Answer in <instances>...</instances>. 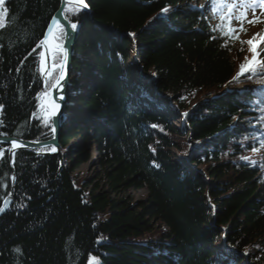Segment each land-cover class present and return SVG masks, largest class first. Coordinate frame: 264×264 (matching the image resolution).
I'll use <instances>...</instances> for the list:
<instances>
[{
	"label": "trees",
	"instance_id": "16d2710c",
	"mask_svg": "<svg viewBox=\"0 0 264 264\" xmlns=\"http://www.w3.org/2000/svg\"><path fill=\"white\" fill-rule=\"evenodd\" d=\"M59 2L0 4V135H53L39 55ZM86 3L67 14L79 36L60 152L0 157V264H264V65L233 79L247 39L221 35L213 0Z\"/></svg>",
	"mask_w": 264,
	"mask_h": 264
},
{
	"label": "snow or ice",
	"instance_id": "6c2138e0",
	"mask_svg": "<svg viewBox=\"0 0 264 264\" xmlns=\"http://www.w3.org/2000/svg\"><path fill=\"white\" fill-rule=\"evenodd\" d=\"M5 0H0V4H4ZM62 3H64V8L61 11V15L64 17L66 21H68L67 24L61 23L59 19H57L56 16L51 17V21L48 24V28L43 36V38L40 40V44L44 45V50L41 51V62H40V71L41 73L51 77L53 72L59 71V75L55 77V79L51 83V89L55 90L56 95L50 96L48 92L44 93V104H43V120L44 123L47 125L49 120L52 117H56L58 115V112L61 108L60 103H58V100H63V89L65 87V74H64V67L65 63L64 60H61L60 63H56L55 59L56 56L64 57L66 60L67 57V48H66V42L69 37L73 35L75 31L78 30L79 22L73 21L69 19L68 13H71L73 15L78 14L80 11L88 7V4L86 3V0H62ZM238 5L233 3H227V0H213V11L214 12H221L220 19L221 21L227 20V24H218L216 25V29L221 30V35L227 38L231 39H239L238 35H234L237 32V29L232 27V19H233V13L234 9ZM240 7H243L245 9L244 12L240 13V16L236 17V19L241 21V26L239 31H246V29L243 28V22L246 19L247 16V8L251 7L253 10V19L247 20V23L249 24H256L260 22V17L256 16V8L259 7L260 12L264 14V0H240ZM223 8L228 9V13L225 16L222 12ZM0 12V27H3V20L5 18V13ZM169 9L166 7L161 10V14L168 12ZM215 30V29H214ZM133 35V34H129ZM63 37L65 43H60V38ZM259 37V39H257ZM215 39V37H213ZM241 43H247L249 48L248 51L251 53V57H245V63H241L239 66V71L237 73V76L233 79H237L240 76H243L245 73L250 74H256L257 67L259 65H264V59H262V53H264V33H254L252 38L247 41H241ZM222 47H227V41H225V44L222 45ZM242 50V49H241ZM35 51V50H34ZM52 53L53 55V63L51 65V71L48 70V64H47V57L48 55ZM47 83V82H46ZM261 85H264V80L259 81ZM39 96V94H38ZM264 103V101H262ZM3 106L0 105V108ZM35 116V113L33 114ZM185 116L187 113L184 114ZM51 123L55 125L56 121L52 120ZM155 127V126H154ZM51 131L53 133L56 132V127H52ZM55 137H53L54 139ZM37 143H40L37 141ZM261 144L264 145V139L261 140ZM21 143L18 142L16 139H12L10 141V148H0V157H3L6 151H10L13 156L15 155V150L19 147H21ZM45 150H50L52 152L57 151V148L55 145H53L50 149L46 148H40L38 149V152H43ZM253 152L258 151L257 148L252 149ZM244 160H248V157H242ZM254 164L255 161H252ZM0 211H3L2 208H0ZM100 242L99 240L97 241ZM19 251V249H17ZM88 264H99L98 259L93 257L91 253H89L88 257Z\"/></svg>",
	"mask_w": 264,
	"mask_h": 264
},
{
	"label": "water",
	"instance_id": "95a60500",
	"mask_svg": "<svg viewBox=\"0 0 264 264\" xmlns=\"http://www.w3.org/2000/svg\"><path fill=\"white\" fill-rule=\"evenodd\" d=\"M64 6H65L64 3H62V0H60L59 5H58L57 9L54 11V13L52 14V16H56L57 19H59L61 21V23L67 24L68 21H66L64 19V17L61 15V11L63 10ZM84 10L88 11V7L85 8ZM51 17H50V19L47 23V26L44 30L43 36H44V34L48 28L49 22L51 21ZM43 36H42V38H43ZM78 36H79V31L77 30L73 33V35L71 37L68 38V40L66 42V48H67L66 60L64 59V57L59 56L58 61H56V63H60L61 60H64V63H65L64 74H65V81H66L65 87L63 89L64 99L62 101L58 100V103H60L61 108L58 112V115L56 117L51 118V121L52 120L56 121L55 125H53V124L51 125V128L56 127V132L55 133L52 132L53 133L52 137L45 139V140L25 139V138H22L19 136H14V135H0V144H7L10 148V141L12 139H16L18 142L21 143L22 146L17 148L15 150V152L18 149L44 148V147L53 146V145L56 146L57 151L52 152V151L48 150V151H46V153L57 154L60 152L59 139H60V135L62 132V122H63V119L65 117V111H66V107H67V105H66V103H67L66 102L67 88H68L69 77H70V72H71V68H72V61H73V57H74V53H75L76 41L78 39ZM60 43L61 44L65 43L63 37L60 38ZM44 47H45L44 45L40 44V53H41V51L44 50ZM53 55H55V54L50 53L47 57V64H48V70L49 71H51V65L53 63ZM40 62H41V56L39 55V68H40ZM40 73H41V71H40ZM58 75H59V71H56V76H58ZM55 77H54V79H55ZM48 78H49V76L41 73V86H40V88L42 90V93H41L40 106L42 107V110H43V104H44V93L48 92L50 96L56 95L55 90L51 89V84H50L49 88L47 90H45V86H46V82H47ZM183 115H184V113H183ZM53 137H55V138L53 139ZM37 141H39L40 143H37ZM7 156H8V159L10 161L13 159V154L10 151H7ZM14 178H15L14 175H12V177H11L12 184H14ZM11 202H12V197H10V196H6L3 199L2 204L0 206V208H2L3 211H0V215L3 214L8 209Z\"/></svg>",
	"mask_w": 264,
	"mask_h": 264
},
{
	"label": "rangeland",
	"instance_id": "374dc122",
	"mask_svg": "<svg viewBox=\"0 0 264 264\" xmlns=\"http://www.w3.org/2000/svg\"><path fill=\"white\" fill-rule=\"evenodd\" d=\"M228 1L230 3L235 2L238 5L234 9L232 24L236 27V29L240 33V36H241L242 39L249 40V39L252 38V36H253L254 33H258V32L264 33V14H262L260 12L259 7L256 8V16H259L260 17V22L259 23H256V24H249V23H247V20L253 19V10H252L251 7H249V8H247V16H246V19L243 22V28L246 29V31H239L240 26H241V21L238 20V19H236V17L240 16V13L241 12H244L245 9L243 7H240L239 6L240 5V0H228ZM257 39H259V37H257ZM262 47H264V46H262ZM262 54H264V53H262ZM239 55H240V59L243 62H246L245 61V57L246 56H245L244 52L243 53H240ZM55 75H56V72H53L51 78L54 79ZM49 78H48V80H49ZM48 80H47V82H48ZM239 87L242 88V89L249 88L250 87V84L249 83H240L238 85V88ZM75 104L76 103H74V105ZM76 139L77 138L71 139L69 142L72 144V143H74L76 141ZM98 169H99V167L96 165V151H95V147L93 146L89 161L80 164L79 167L76 169L75 172L79 176L85 177L86 180H90V179L95 180L94 176H95L96 170H98ZM145 192H146L145 189L132 188L127 193L133 198V200H136V199L143 198L145 196Z\"/></svg>",
	"mask_w": 264,
	"mask_h": 264
}]
</instances>
